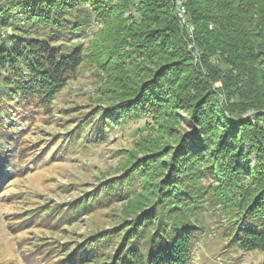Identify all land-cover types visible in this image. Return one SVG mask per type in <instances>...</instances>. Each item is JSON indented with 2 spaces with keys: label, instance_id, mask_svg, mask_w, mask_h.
I'll use <instances>...</instances> for the list:
<instances>
[{
  "label": "trees",
  "instance_id": "1",
  "mask_svg": "<svg viewBox=\"0 0 264 264\" xmlns=\"http://www.w3.org/2000/svg\"><path fill=\"white\" fill-rule=\"evenodd\" d=\"M122 1L0 0V139L15 138L14 129H6L10 126L9 115L14 112L13 102L19 108L36 100L45 110L49 109L89 50L100 74L112 67L118 86L123 87L126 82L133 86L122 88L109 108L99 107L87 119L78 116L75 125L65 122L72 127L66 131L64 148L80 139L87 125L90 129L80 141L84 147L105 139L112 127L143 121L133 130L137 137L156 127L162 114L167 112L169 117L168 108L180 103L173 102L176 79L160 72L168 65L160 62L166 55L192 53L188 49L190 38H185L176 14L171 20L173 25L165 20L162 13L169 11L166 0H141L138 12L144 23L138 33L131 32L122 17L120 27L110 26L117 9L128 7ZM187 5L194 26L193 37L201 53L199 62L206 63L212 56H219L229 72L238 74L230 73L232 81L242 83L247 79L250 87L238 95V101L231 100H235L236 94L234 97L228 93L225 99L219 97L221 108L206 100L200 102L201 93L194 95L197 98L192 104L194 108L199 106L205 111L201 123L205 121L207 129L206 126L203 129L212 130L211 124L214 126L218 115L216 123L218 129L223 127L221 131L215 128L211 136L189 131L179 141L173 137L171 141H178L175 150L182 149L178 158L174 155L169 164L165 158L152 166L148 160H130L121 175L107 179L101 190L83 197L86 200L83 207L94 208L105 196H111L108 201L130 195L129 210L136 215L130 225L118 232L106 231L104 238L94 236L74 252L70 248L63 250L69 251L68 257L61 260L63 264H73L84 254L93 259L80 264H190L200 233L212 223H219L220 214L229 220L222 232L231 247L264 250V0H189ZM94 23L105 31L100 47L92 46L91 42L88 49L81 39ZM105 43L120 48L110 62ZM171 43L180 45V49L171 46L173 50H169ZM198 71L199 77L203 80L206 77L211 83L202 69ZM198 79L192 89L204 83ZM185 102L191 104V100ZM219 132L226 138L217 146L222 149L217 153L213 144L219 143L216 144ZM61 138L64 140V136ZM244 138L254 145L260 144L256 166L248 162L247 153L235 155L232 150ZM146 178L154 184L148 186ZM102 191L104 194H100ZM56 208L43 211H48L49 216L57 212ZM114 246H117L114 251L104 252Z\"/></svg>",
  "mask_w": 264,
  "mask_h": 264
},
{
  "label": "rangeland",
  "instance_id": "2",
  "mask_svg": "<svg viewBox=\"0 0 264 264\" xmlns=\"http://www.w3.org/2000/svg\"><path fill=\"white\" fill-rule=\"evenodd\" d=\"M123 1L128 7L117 9L113 15L115 21L112 20L110 26L117 24L120 27L119 18L122 17L126 20L129 30L134 34L138 33L144 23L138 12L141 0ZM166 1L169 11L162 15L173 25L171 20L175 14L177 15L178 0ZM186 17L190 23H187V28L183 30L185 38H190L188 49L192 53L187 54L186 51L183 54L181 50V56L166 55L160 62L168 64L160 72H167L168 78L176 79L175 85L173 84V102L180 104L169 107V117L167 112L162 114L154 130L150 129L136 137L133 130L142 125L143 121H132L110 129L106 126L108 132L105 139L84 147L80 141L86 137L90 129L87 125L83 128L82 137L73 140L68 148H64L67 142L66 131L72 127L65 122L75 125L78 116L87 119L99 107L109 108L114 101L113 97L122 88L133 86L129 82L124 83L123 87L118 86V82H114L116 74L110 69L112 67L108 66L107 73L100 74L93 65L91 50L86 52L82 65L57 94L49 109L45 110L39 103H35L36 100L19 108L13 102L11 109L14 110L12 114L15 116L9 115L10 126L6 129H14L15 138L6 141L0 139V264H63L61 260L69 255V251L63 250L70 248L74 252L77 247L88 244L94 236L103 237L106 231L115 233L130 225L129 222L136 215L129 210L132 200L129 199L130 195L112 197L108 201L111 196H105V199L96 203L94 208H89V205L83 207V202L86 201L83 197H89L96 189L101 190L107 179L121 175L125 171L123 166L130 160L134 159L137 162L142 159L148 160L152 166L166 158L169 164L173 156L176 155L178 158L182 150H175L179 137L182 138L189 131H199V135L205 132L210 134L215 128L217 132L222 130V126L218 129V115L214 120V126L211 124L212 130L209 129L207 132L203 129L206 122H201L205 111L199 106L194 108L192 104L197 98L193 96L201 93L200 102L206 100L207 103L214 104V107L221 108L219 97L225 99L228 93L234 97L236 94L235 100L233 98L231 100L238 101V95L250 87L249 81L247 79L242 80V83L236 79L232 81L231 74H238L236 71L229 72L219 56H212L206 63L199 62L198 56L201 53L193 37L194 26L190 17L187 15ZM100 27V24L94 23L87 31L88 35L81 39L86 48L89 49L91 42L92 46L100 47L99 41L105 31V28L100 30ZM155 27L159 28V25ZM181 29L180 34H183ZM105 44L106 54L107 51L110 52V62L113 57L116 58L115 55L118 53L115 51L120 48ZM171 46L176 47L177 44L169 45L167 48L171 50ZM177 49H180V45ZM124 50L126 49H122ZM193 55L195 57L191 60L190 57ZM146 64L154 66L147 61ZM198 68L203 70L204 77L209 76L211 83L207 82L209 79L206 77L204 80L199 77ZM198 78L204 83L199 84L197 89H192ZM211 85H214V88ZM191 97L192 99H189ZM186 99L191 100V104L185 102ZM4 125L6 127L7 123ZM262 125L264 126V123ZM164 127H167L165 133ZM156 129L158 131L155 132ZM221 135L223 136L219 132L216 138V144L219 143L213 144L217 153L221 148L217 146L226 138ZM63 136L64 140L61 138ZM173 137L178 139L175 140L177 143L171 141ZM250 142L246 138L239 140L236 147L233 143L232 150L235 155L247 153L248 162L256 166L260 160L261 147L258 142H255V145ZM146 180L148 186L151 182L154 184L152 180L147 178ZM101 193L104 194L103 191ZM55 206L57 212L46 216L48 211L43 210L48 208L51 211ZM218 221L220 222L212 223L206 231L200 233V240L194 247L190 264H264V250H241L231 247L222 232V227L229 220L225 214H220ZM116 247H107L104 252L114 251ZM87 259L92 260L93 257L81 255L73 264H80Z\"/></svg>",
  "mask_w": 264,
  "mask_h": 264
},
{
  "label": "bare ground",
  "instance_id": "3",
  "mask_svg": "<svg viewBox=\"0 0 264 264\" xmlns=\"http://www.w3.org/2000/svg\"><path fill=\"white\" fill-rule=\"evenodd\" d=\"M187 3H188V0H178L177 2V5L181 8V21H185V24L190 23L188 22V19L186 17V15L188 16L187 14L188 7L186 5ZM177 16H178V11H177Z\"/></svg>",
  "mask_w": 264,
  "mask_h": 264
},
{
  "label": "built area",
  "instance_id": "4",
  "mask_svg": "<svg viewBox=\"0 0 264 264\" xmlns=\"http://www.w3.org/2000/svg\"><path fill=\"white\" fill-rule=\"evenodd\" d=\"M177 11H178V20L180 24L184 27L187 28V24H185V21H181V8L176 4Z\"/></svg>",
  "mask_w": 264,
  "mask_h": 264
}]
</instances>
